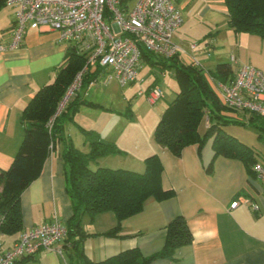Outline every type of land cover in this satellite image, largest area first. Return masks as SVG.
Here are the masks:
<instances>
[{"label": "crops", "instance_id": "obj_1", "mask_svg": "<svg viewBox=\"0 0 264 264\" xmlns=\"http://www.w3.org/2000/svg\"><path fill=\"white\" fill-rule=\"evenodd\" d=\"M178 5L183 22L175 32L174 40L185 50L179 55L182 62H196L206 70H214L218 63L227 62L232 66L233 78L240 66L247 63L264 72V38L231 28L224 0H179ZM198 6L202 9L200 13ZM182 9H189L192 21L196 14L208 21L200 35H194L195 26H186ZM213 10L220 11L222 17L218 20L212 17L210 11ZM14 11L11 6L0 5V42H8L12 37ZM58 36L55 30L29 29L19 49L0 53L1 169L11 166L23 142L25 130L21 116L24 108L42 86L55 80L73 47L70 43L60 42ZM194 41L196 45L192 47ZM149 65L142 62L139 80L123 86L124 95L132 92L134 97L146 98L151 85L162 87V83L167 84L163 97L155 104L156 117L160 120L176 97L179 84L174 70L161 63L150 65L149 74L141 77V70ZM99 82L82 88L74 97L111 109L112 100L103 96L107 88L99 86ZM125 98L124 108L130 109L128 97ZM87 106H79L85 116L78 119L82 128L97 131L123 151L92 161L91 168L107 166L144 172L146 158L157 154L163 164L162 185L174 190L170 198H149L141 212L123 219L119 236L103 234L118 223L113 211L99 213L93 220L85 214L84 227L93 233L83 242L89 259L100 262L135 247L144 256L153 255L165 246L168 224L181 215L188 221L193 241L178 248L174 258H156L149 264H264V183L256 173L249 172L243 160L215 155L213 138L201 148L198 144L188 145L180 156H176L169 148L157 143L155 133H126L131 124L141 126L139 120H130L112 110L96 111ZM221 114L226 119L239 121L223 126V129L249 146L256 161L264 160V130L248 124L252 115L240 111H222ZM207 127L208 121L204 118L199 127L200 134L203 135ZM64 131L76 147L83 152L90 151L83 131L72 122H65ZM63 149L62 141L55 143L41 174L22 193V229L14 234H2L4 249L10 248L22 232L47 221L58 218L67 225L73 207L67 191ZM239 197L256 203L259 209H254L249 202L231 208V203ZM70 252L64 247L62 254L55 250H41L15 264H67L70 263Z\"/></svg>", "mask_w": 264, "mask_h": 264}, {"label": "trees", "instance_id": "obj_2", "mask_svg": "<svg viewBox=\"0 0 264 264\" xmlns=\"http://www.w3.org/2000/svg\"><path fill=\"white\" fill-rule=\"evenodd\" d=\"M224 2L227 7L228 25L231 28L237 32H250L264 38V0ZM144 61L150 65L161 63L164 67L173 69L179 84L176 97L168 104L156 126L154 133L157 143L169 148L174 155L180 156L186 146L198 144L201 148L209 138H213L215 155L239 158L244 161L250 173H255L253 166L256 158L253 150L223 129V126L239 121L226 119L221 114L222 111L232 110L221 103L213 86L214 81L232 80L231 64L221 62L214 70H206L195 62H182L179 56L166 58L142 47V62ZM85 63V55L78 53L73 46L55 80L42 86L22 112L21 119L25 130L23 142L11 166L8 169L0 168L2 234H14L22 229L21 195L41 174L52 146L62 141L67 191L73 207V214L67 222L68 236L63 245L65 250L71 251L70 263L67 264H149L156 258H174L178 248L193 241L188 221L181 215L168 224L165 246L153 255L144 256L140 249L135 247L95 262L84 252L83 242L93 234L84 227L85 214L93 220L99 213L113 211L118 223L103 234L119 236L121 221L141 212L149 198L163 200L174 195V190L165 189L162 185L163 164L157 154L146 158L144 172L107 166L93 169L90 167L92 161L123 151L116 143L104 139L95 130L82 128L85 140L90 144L89 152H83L75 146L72 139L66 137L65 122L74 119L80 105L104 107L99 103L73 96L74 98H71L55 116L68 88ZM100 74V69L87 72L82 80V88H87ZM154 85L156 84L151 87ZM54 116L50 125L49 122ZM204 118H207L208 127L202 135L199 127ZM248 124L264 130V118L259 116L252 115Z\"/></svg>", "mask_w": 264, "mask_h": 264}, {"label": "built area", "instance_id": "obj_3", "mask_svg": "<svg viewBox=\"0 0 264 264\" xmlns=\"http://www.w3.org/2000/svg\"><path fill=\"white\" fill-rule=\"evenodd\" d=\"M1 3L15 11L12 37L0 42V53L19 49L29 29H50L58 32L60 42L72 44L85 55V66L68 88L55 116L81 90L87 72L101 70L92 83L116 81L127 86L139 80L142 47L166 58L185 51L174 40L183 22L179 0H0ZM213 86L225 107L264 118V72L260 68L243 64L231 81H214ZM163 94L156 84L147 90L146 98L155 105ZM253 168L264 183V160H257ZM242 202L249 200L239 197L231 208ZM249 203L259 209L256 203ZM1 222L0 215V264H15L41 250L63 253L68 227L58 218L22 232L8 249L3 247Z\"/></svg>", "mask_w": 264, "mask_h": 264}, {"label": "rangeland", "instance_id": "obj_4", "mask_svg": "<svg viewBox=\"0 0 264 264\" xmlns=\"http://www.w3.org/2000/svg\"><path fill=\"white\" fill-rule=\"evenodd\" d=\"M199 4V2H198ZM197 11L200 13L202 11V9L198 6L197 7ZM184 12V20L187 19V24L186 26L190 27V26H195V32L194 35L198 36L203 32V28L207 27V23L208 21H204L205 19H203L202 17H200V15L196 14V19L192 21V19L190 18V14H189V9H182ZM197 12V13H198ZM210 15H213L212 17L216 18L217 20L219 18L222 17L221 12L218 10H213L210 11ZM206 20H210L207 19ZM197 26V27H196ZM195 43V41L193 42ZM149 65V64H148ZM149 66H145V68H143L141 70V77H145L146 75L149 74ZM170 78V76H169ZM103 81L99 82V86L105 85L107 90H105L103 96L107 98V100H112L111 104L112 107L111 109H105V107H91V106H87L90 107L96 111H101L102 110H106V111H110L112 110L114 113L116 114H123L124 116H128L130 118V120H139V122L142 123L141 126L136 125V124H131L128 129L126 130V133H154L156 126L159 122V119L157 120L156 117V105H152L148 102L147 98H144V96H135L132 94V92H128V95H124V88L123 86H121L119 83H117L116 81H111L108 84H103ZM167 86V84L162 83V90H164V87ZM169 89L171 88L170 86L168 87ZM126 89V88H125ZM125 96L128 97V107L130 109L124 108L125 104H126V98ZM68 103V102H67ZM158 107V105H157ZM126 109V110H125ZM138 110V113H136ZM79 111V110H78ZM76 112L74 119L73 120H69L67 122H72V124L79 130L82 132V126L80 125L78 119L79 118H85V116H82L81 112ZM135 113V116L134 114ZM139 114V115H138ZM139 116V117H138Z\"/></svg>", "mask_w": 264, "mask_h": 264}]
</instances>
